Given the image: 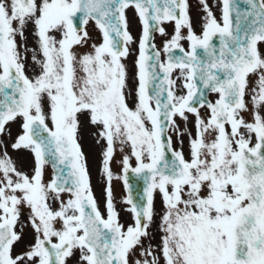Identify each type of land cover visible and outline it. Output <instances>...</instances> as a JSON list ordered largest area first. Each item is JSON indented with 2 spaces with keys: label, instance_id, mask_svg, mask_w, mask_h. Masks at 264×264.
Segmentation results:
<instances>
[{
  "label": "snow or ice",
  "instance_id": "6c2138e0",
  "mask_svg": "<svg viewBox=\"0 0 264 264\" xmlns=\"http://www.w3.org/2000/svg\"><path fill=\"white\" fill-rule=\"evenodd\" d=\"M243 2L241 11L220 0L218 20L199 0L197 34L189 0H0V264H69L77 254L76 264H264V0ZM130 7L142 25L131 92ZM165 22L174 32L157 48ZM82 116L101 145L107 218L79 142ZM9 147L31 154L30 173ZM129 173L143 181L139 203ZM114 179L127 192V227ZM22 207L34 239L17 254Z\"/></svg>",
  "mask_w": 264,
  "mask_h": 264
},
{
  "label": "rangeland",
  "instance_id": "374dc122",
  "mask_svg": "<svg viewBox=\"0 0 264 264\" xmlns=\"http://www.w3.org/2000/svg\"><path fill=\"white\" fill-rule=\"evenodd\" d=\"M207 3L209 4L210 8L212 9L214 15H216L217 19L219 20L220 15H221L220 0H207ZM189 6H190L189 7V15L191 18V22L193 24L194 30L197 32V34H199L201 31V23H202L201 18L204 15V13L202 11V6L199 4V0H189ZM126 15H127L128 20H129V31L131 32V34L133 35V37L137 41L136 43H133L130 46V54H129L128 58L124 61L127 65V67L132 69L129 71L128 81L130 83V88L133 87V89H135L136 82H134V84H133V78L135 81V75H134L135 74V60L138 56V40H139V37H140L141 32H142V26H141V23L139 21L137 14L135 13L134 8L130 7L128 10H126ZM162 26L165 28L168 35L167 36H161L159 33H156L154 35V42L158 48H161L164 40L170 39L172 33L174 32V22H165ZM89 31H90L91 35L94 37H96L98 35V33L94 30L93 26H92V28H91V26L89 27ZM186 32H187V30L184 29L183 34L186 35ZM181 43L183 44V47L188 48L187 41H181ZM29 47H35V43L31 39V37H29ZM259 47H260L261 52L264 53V44H261ZM77 51H83V50L77 49ZM33 71H34L33 66H32V63H31V60L29 57V60L27 63V74L29 76H32ZM35 71H38V69H36ZM176 75H178V72L173 73L174 78ZM249 107L251 108V104H249ZM80 118H84V117L82 116ZM247 119H250V115L248 116ZM88 125L91 126L89 123H88ZM89 130H91V128H89ZM11 132H12V136L13 135L15 136L17 134V132H18V125L17 124L11 125ZM88 136L90 137V135H88ZM89 145H91V144L87 140L88 150H91V146H89ZM126 151H127V149H126ZM18 161H19V157L16 158L15 162L17 163ZM116 161H119L117 156H115V159L113 161V162H115V164H112V170L115 174H120L121 168H120L119 164L116 163ZM132 165H135L134 158L132 160ZM87 166H88V170H89V174H90V182H91L93 194L97 200L98 207H99L102 215H104V217L107 218V213H106V209H105V181H104V178L101 174V153L99 152V160L97 162H93V161H91V159H89V161L87 162ZM112 189H113V198H114L115 207H116L117 212L119 213V222L121 224H123L125 227H127L129 224H133L134 221H133L132 213L130 211L125 210V209L129 208L130 206L122 202L123 198L127 195L126 190L124 189V186H123V181L118 180V179H114L112 181ZM155 207H156V210H157V208L160 207V200H159L158 196H157L156 201H155ZM21 216L25 217V215L23 213H21ZM25 230L26 229L23 228V233L25 232ZM33 239L34 238L32 236H29V237L24 236L22 242H20L19 244L16 245V248L18 251L14 252V253L18 254L21 251L25 250L27 248V246L33 241ZM137 254H138V252H137ZM77 259H78V254L76 257L71 258L69 260V264H76Z\"/></svg>",
  "mask_w": 264,
  "mask_h": 264
},
{
  "label": "water",
  "instance_id": "95a60500",
  "mask_svg": "<svg viewBox=\"0 0 264 264\" xmlns=\"http://www.w3.org/2000/svg\"><path fill=\"white\" fill-rule=\"evenodd\" d=\"M237 2L240 5V10L244 11L246 9L247 5L244 4L243 0H237ZM176 54L179 55L178 50H177ZM129 182L132 185V193H133L134 201L139 203L140 202L139 197H140V194L142 193L143 186H144L143 181L141 179H139L138 177H136L134 174L129 173Z\"/></svg>",
  "mask_w": 264,
  "mask_h": 264
},
{
  "label": "flooded vegetation",
  "instance_id": "af4514ba",
  "mask_svg": "<svg viewBox=\"0 0 264 264\" xmlns=\"http://www.w3.org/2000/svg\"><path fill=\"white\" fill-rule=\"evenodd\" d=\"M255 79H256L255 76H250V77H249V80H250V86H251V84L255 81ZM210 97H211L212 100H215V99L217 98L216 94H214V93H212ZM202 114H205V113H204V110H202ZM190 119H191V117H190ZM190 127H191V125H190ZM185 138L187 139L186 136H185Z\"/></svg>",
  "mask_w": 264,
  "mask_h": 264
}]
</instances>
